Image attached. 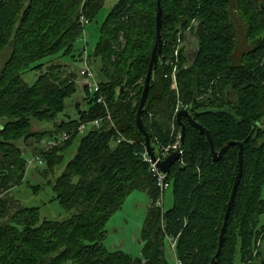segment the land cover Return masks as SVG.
I'll list each match as a JSON object with an SVG mask.
<instances>
[{"label":"trees","instance_id":"16d2710c","mask_svg":"<svg viewBox=\"0 0 264 264\" xmlns=\"http://www.w3.org/2000/svg\"><path fill=\"white\" fill-rule=\"evenodd\" d=\"M104 1L87 0L89 23ZM80 2L0 0V192L24 181L26 157L18 142L36 140L29 153L41 154L47 173L77 142L62 172L47 180L66 218H41L38 207L16 208L8 193L0 196V264H169L165 234L175 237L180 264H213L238 171V147H228L213 161L206 136L181 118L183 154L166 175L172 204L156 205L159 190L140 157L144 137L135 125L155 39L156 0L115 3L89 54L91 66L99 60L102 79L94 94L85 88L88 110L55 120L76 91L71 81L76 69L63 77L59 65L44 71L42 61L57 55L80 61ZM160 7L162 61L142 112L151 149L156 152L180 132L176 121L170 128L177 105L186 106L209 131L215 151L228 141L242 143L241 176L214 264H264V220L259 221L264 214V0H160ZM233 21L242 27L240 53ZM28 71H39L32 84L23 80ZM30 119L54 125L32 131ZM94 119H101L99 128L77 133L81 123ZM63 133L69 138L42 147L43 140ZM119 136L124 140L116 142ZM134 191L149 198L137 257L104 245L109 218Z\"/></svg>","mask_w":264,"mask_h":264},{"label":"rangeland","instance_id":"374dc122","mask_svg":"<svg viewBox=\"0 0 264 264\" xmlns=\"http://www.w3.org/2000/svg\"><path fill=\"white\" fill-rule=\"evenodd\" d=\"M118 0H105L104 5L99 11L95 19H93L86 27L85 31L87 33V49L89 54H91L94 46L99 40L100 36V25L104 20L105 15L111 10ZM87 0H81L78 13H83L85 15V7ZM235 25V30L237 33L238 40L240 41L237 46L238 53L242 52V27L236 21H233ZM84 42L79 40L77 43V48H82ZM77 53H74L76 55ZM43 70L45 71L48 65H59L60 71L63 77L69 76L73 70H75V75L71 81L76 86V91L69 97L65 99V109L60 113L55 120L59 119H73L78 118L80 112L88 110V104L86 98L89 95L86 94L85 88H88L91 95L94 94V90L88 87L83 78L78 74L81 63L76 60V57L71 56H54L43 60ZM92 70H94L96 76L95 79L101 80L102 75L100 74L99 60H96L92 64ZM39 71H28L23 74V80L27 84H32ZM174 80V73L172 74ZM176 81L173 85L176 87ZM177 89V88H176ZM31 130L42 132L44 130H50L53 128L54 123H43L36 121L35 119H30ZM171 127V126H170ZM43 139V138H42ZM42 144V142H41ZM17 148L20 149L22 153H25V157L31 158L33 154L29 153L33 148L37 146V142L34 138H29L25 142L20 141L17 144ZM77 142L75 141L71 144L63 153V162L61 165L56 167L54 172L47 173L44 164L36 165L35 163L31 166L25 164V176L24 181L19 186H12L5 190L17 208L19 205L27 207H38L40 211L41 218H46L49 220H63L68 216V213L64 211L59 204L53 200V192L51 186L47 183V180L54 181L55 177L60 174L66 165V163L74 156L76 152ZM4 192V193H5ZM3 191L0 192L2 196ZM262 197H264V183L261 191ZM149 204L148 196L143 192L134 191L132 192L124 201L121 209L117 210L108 220L106 224L107 235L104 241V245L109 250H120L126 252L132 257H137L140 254V240L139 232L143 224L145 212ZM172 204V194L171 189L165 190L163 195V208L167 209ZM3 219L2 221H4ZM264 220V214L259 217V221ZM167 259L169 264H175L172 254L167 253Z\"/></svg>","mask_w":264,"mask_h":264},{"label":"built area","instance_id":"2783aa9c","mask_svg":"<svg viewBox=\"0 0 264 264\" xmlns=\"http://www.w3.org/2000/svg\"><path fill=\"white\" fill-rule=\"evenodd\" d=\"M78 20H79V23L81 24V26L83 28L81 40L84 42L83 48L80 51L81 67H80L78 74L81 78H83L84 83L88 87H90L94 91H97L98 90V83L95 79L94 71L92 70V66H91V63L89 60V52L87 49V41H86L87 33L85 31V27L89 24V22L83 13H79ZM176 53H177V49L174 51V55H176ZM169 63H171V62H169ZM97 102L101 103L106 108L105 101L102 97H98ZM181 109L187 110V107L184 105H177L176 106V108L174 110L173 121H172L171 127H170L171 130L174 129V122H175L176 113ZM106 119L110 120V116L108 114L106 116ZM100 125H101V119H94V120L87 122V123H81L77 127L76 131L78 134H83L89 128H99ZM180 137H181L180 132H178L176 134L173 142H171L165 146H161L158 150H156V152H153V154L155 156V160L152 159L148 155L145 143H142L143 151L140 153V157H141L142 161L147 164L148 169L151 173V176L155 180V184L159 190V197L156 201V205L161 207V209H164L163 208L164 192L166 189H168L170 187V184L166 179L167 174L162 172L159 169L157 163H158V161L163 160L172 151L178 152L179 158L177 161H179L181 159V156L183 154V149H182V143L180 142ZM68 138H69V134L63 133L56 138L43 140L42 141V147L47 150V149H49L55 145L62 143L63 141H65ZM121 140H124V138L119 136V138L117 139L116 142H120ZM128 142H132V141L128 140ZM26 162H27L28 166H31L34 163L36 165H42V164H44V159L41 156V154L36 153L31 158H27ZM165 240H166V247L170 251V253L172 254L174 263L180 264L179 260L176 258V255H175V243H176L175 237H173V235H171V234H165Z\"/></svg>","mask_w":264,"mask_h":264},{"label":"water","instance_id":"95a60500","mask_svg":"<svg viewBox=\"0 0 264 264\" xmlns=\"http://www.w3.org/2000/svg\"><path fill=\"white\" fill-rule=\"evenodd\" d=\"M162 14L163 13H162V9L160 7V0H156V14L154 17L155 39H154V44H153V47H152V50L150 53L147 71H146L145 78H144V81L142 84L141 94L139 97V101H138V105H137V109H136V113H135L136 128L140 131V133H142V135L144 137V143L146 146L147 153L154 160H155V156H154L153 151L151 149L150 139H149L148 134L145 132L144 127H143V123H142V112L144 109L145 102L147 100L148 91H149V87H150V81H151V78H152L154 71L156 69V65L158 62L161 63V61H162V54H161V50H162V40H161ZM195 50H196V44H195ZM122 90H123V87L120 88V91H122ZM183 117H185L187 119V121L190 123V125L193 126L195 129H197L200 134H204L206 136L207 142L209 144L210 155H211L213 161L219 160L221 158V156L223 155V153L227 150L228 147L233 146V145L238 147V152H237L238 171H237V174L235 176L234 182L232 184L229 200H228L227 205H226V210L224 213V222H223V226L221 228L220 235H219L218 249L212 258V263L214 264L215 259L219 254V249H220V246H221V243L223 240V232H224V228H225V224H226V219L228 217V214H229L232 202H233V198L235 195V191H236V188L238 186L240 176H241L243 145L241 142H238V141H228L220 150L215 151L209 131L205 127H203L201 124L194 121L191 113L187 110H184V109L179 110L175 116V121L180 127V136H181L180 142L181 143H183L184 135H185V125L181 122V118H183ZM178 158H179L178 152L172 151L163 160L158 161L157 165L162 172L168 174L171 165L174 164L178 160Z\"/></svg>","mask_w":264,"mask_h":264},{"label":"crops","instance_id":"0c3cea01","mask_svg":"<svg viewBox=\"0 0 264 264\" xmlns=\"http://www.w3.org/2000/svg\"><path fill=\"white\" fill-rule=\"evenodd\" d=\"M257 245H259V242L257 243Z\"/></svg>","mask_w":264,"mask_h":264}]
</instances>
